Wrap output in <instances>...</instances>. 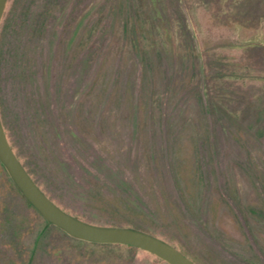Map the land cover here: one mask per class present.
Returning a JSON list of instances; mask_svg holds the SVG:
<instances>
[{
    "label": "rangeland",
    "instance_id": "rangeland-1",
    "mask_svg": "<svg viewBox=\"0 0 264 264\" xmlns=\"http://www.w3.org/2000/svg\"><path fill=\"white\" fill-rule=\"evenodd\" d=\"M72 6L70 26L51 35V58L45 50L33 75L41 102L53 94L56 102L63 99L69 122H84L107 153L90 164L91 173L76 166L82 184L70 183L74 194H65L73 211L95 222H147L143 198L160 218L167 209L142 187L148 171L174 169L171 181L189 204L205 199L196 195L204 191L210 221L225 235L222 246L246 264L245 227L225 201L264 218V0H80ZM9 83L2 71V122L20 152L26 144L8 126L16 110ZM170 152L172 167L162 160ZM20 194L0 164V264H169L139 248L82 244L49 231ZM177 226L162 230L173 237Z\"/></svg>",
    "mask_w": 264,
    "mask_h": 264
},
{
    "label": "trees",
    "instance_id": "trees-1",
    "mask_svg": "<svg viewBox=\"0 0 264 264\" xmlns=\"http://www.w3.org/2000/svg\"><path fill=\"white\" fill-rule=\"evenodd\" d=\"M10 1L6 0L4 12L0 18V66L3 67V69L0 68V73L3 71L10 82V88L14 91L16 110H14L15 115L13 114L14 120L8 126L15 131L20 141L25 142L26 147L22 151L19 152L13 141L9 139L8 131L2 122L1 111L0 121L7 139L15 151V155L39 188L58 207L85 222L100 226L135 228V230L150 233L169 242L170 245L182 251L197 264H241L239 256L235 254L236 252L231 248L222 246L223 243L220 242L225 235L217 224L210 221L209 211L212 209L207 195L203 190H198L196 195L202 196V198L205 196L206 202L205 199H200V197L194 205L193 203L189 204L188 200L182 195L185 192L181 186H175L171 181V178H175L178 174L175 173L174 169L171 170V173L165 171L164 166H162V173H156L154 170L148 171L146 174L149 186L144 184L142 187L143 192L153 193L161 201L162 207L167 209V211H164L165 213L160 212L164 213V215H160L161 221L154 212L153 205L143 198L141 203L146 204L144 206L142 204V207L147 212L146 216L149 218H147V222L142 218H131L126 223L95 222L73 211L74 208L67 202L65 194H74L73 189H70V183L75 182L77 186L82 184L81 180L78 179L80 176L77 177L79 173L76 172V166L80 164L84 168V172L91 173L93 169L90 164L97 165L99 157H105L107 153L106 150L103 151L102 147L99 148L92 141L90 133L87 132L89 130L85 129L84 122L76 119L78 124L75 127L73 122H69L72 115L70 116L68 109H65L63 99L56 102L53 94L48 104L41 102V94L38 86L35 85L37 80L33 75V69H35V65L41 63L40 60L44 59L45 50L48 46L50 47L51 35L54 33L64 34L65 28L70 26V16L67 11H73L72 5L76 6L80 0H12L13 7L9 12L8 3ZM2 46L4 47L2 48ZM46 56L47 59L51 58L48 50ZM54 57L55 55H52V60ZM54 82L51 83L52 87ZM154 156L153 154L152 157L155 159ZM163 159L165 163L167 162V165L172 167L171 152L168 157L166 155ZM0 164L4 167L1 162ZM63 169L68 170L67 174L72 176L70 179L68 176H63ZM87 177L90 183L95 179L93 175L88 176L87 174ZM200 178L202 180L206 178V173H201ZM20 195L31 210L42 217L44 220L43 225L49 231L53 229L61 231L67 237L82 244L117 245L138 249L128 244L84 241L66 234L65 230L49 223L31 206V203L22 193ZM222 197H226V195L223 194ZM228 200L225 203L228 208L231 207L229 211L239 222V225L245 227V230L242 228L244 230L242 235L246 238L245 243L250 248L249 251H242L245 254L246 261L248 264H264V238L259 237V232L264 231V218L261 217L262 221H259L257 218L259 216L255 213L252 214V208L248 205L241 207L240 202L236 201L233 204ZM229 204H232V206ZM185 210L191 220L187 218ZM247 213L250 218L245 216ZM176 222L179 228L178 235L172 237L162 230V227L171 226ZM193 222L195 226L188 231L187 226ZM186 238L191 240L190 245H185ZM252 246L256 250H253ZM235 257L238 259L236 260Z\"/></svg>",
    "mask_w": 264,
    "mask_h": 264
},
{
    "label": "water",
    "instance_id": "water-1",
    "mask_svg": "<svg viewBox=\"0 0 264 264\" xmlns=\"http://www.w3.org/2000/svg\"><path fill=\"white\" fill-rule=\"evenodd\" d=\"M6 0H0V18ZM0 162L14 181L16 187L49 223L60 227L71 236L84 241L133 245L151 252L169 264H197L169 242L135 228L100 226L85 222L57 206L34 182L26 168L15 155L0 121Z\"/></svg>",
    "mask_w": 264,
    "mask_h": 264
}]
</instances>
